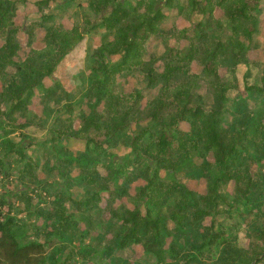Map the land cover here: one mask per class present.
I'll use <instances>...</instances> for the list:
<instances>
[{"label":"trees","instance_id":"1","mask_svg":"<svg viewBox=\"0 0 264 264\" xmlns=\"http://www.w3.org/2000/svg\"><path fill=\"white\" fill-rule=\"evenodd\" d=\"M28 1L0 0V172L16 176L28 186L27 191L45 187L39 170L69 186L90 188L83 198H77L56 187L47 210L34 207L45 219V227L71 231L77 222L69 204L79 212H91L105 199L112 215L105 229L117 247L139 244L157 263L264 264L261 208H256L261 213L258 220L248 222L256 237L247 247L240 246L236 238H224V231L214 230L220 206L227 201L224 184L234 181L239 199L252 198L259 187L248 165L258 154L249 148H256L258 141L248 134L260 135L258 128L264 126H225V118L242 85L251 96L264 94V62L248 57L256 34L264 37V0H88L83 21L71 28L55 23L53 15L41 14L24 29L28 41L23 46L16 16L18 5ZM51 1L57 0H40L36 5L41 10ZM218 10L223 14L218 15ZM172 14L184 17L190 25L163 28ZM38 27L45 29L42 47L34 45ZM97 27L104 33L94 54L91 86L84 95L91 107L81 110L77 130L72 118L74 102H61L62 96L44 80L52 78L64 58L81 45L85 32ZM153 38L161 40L160 55L148 53ZM181 40L183 46L178 43ZM114 55L120 58L113 61ZM187 58H195L203 67L204 79L186 63ZM159 61L161 68L156 66ZM241 67L246 71L240 73ZM135 70L143 72L147 88L159 87L145 104L141 90L117 89L123 77ZM202 80L212 103L198 90ZM36 95L45 110H52L53 101L59 107L63 103L64 111L54 120L52 135L46 140L52 146L44 160L26 151L34 144L23 145L9 137L22 135L24 128L42 118L30 107ZM80 134L86 135L83 150L73 152L68 146L54 145ZM119 146L126 150L122 156L112 152ZM180 174L204 178L205 196L182 182ZM138 181L144 184L131 194V185ZM126 196L137 199L134 207L114 206ZM236 207L232 204L229 210ZM208 216L213 219L211 225L205 223ZM18 223L13 216H0V264H46L49 258L57 264L44 242H21ZM213 247L216 252L211 262H204Z\"/></svg>","mask_w":264,"mask_h":264},{"label":"rangeland","instance_id":"2","mask_svg":"<svg viewBox=\"0 0 264 264\" xmlns=\"http://www.w3.org/2000/svg\"><path fill=\"white\" fill-rule=\"evenodd\" d=\"M37 1L40 0H29L24 5H18L16 24L21 28L18 37L23 46H26L28 41V34L24 32V29L34 24L41 14L53 15L55 23L71 28L83 21L85 8L88 5V0H57L56 2L51 1L49 5H43V8L39 10L38 5H36ZM218 11V15L223 14L222 11ZM166 13L168 14V11ZM47 24L51 23L48 22ZM173 25L183 28L189 26L190 23L184 17L172 14L165 20L162 27L169 29ZM34 32V45L42 47L44 45L45 29L38 27ZM103 33L102 28L99 27L87 30L81 45L72 54L64 58L52 78L47 77L44 80L47 86H53L58 91V94L62 96L63 100L61 102H74L75 110L72 118L74 120V128L77 130L80 128L81 110L91 107L87 103V99L84 98V95L91 86V67L96 47L102 43ZM254 42V47L249 51L248 57L253 62L262 63L264 62V37L261 34H256ZM178 43L180 46H183L185 41L181 40ZM162 51L163 46L160 38L151 39L148 53L150 55L152 53L160 55ZM111 58L113 61H116L120 56L114 55ZM186 63L192 67L195 73L202 75V79L205 78L203 67L195 58H187ZM156 66L161 68L163 66L162 62H157ZM245 71L246 67L239 69L240 73ZM225 72V68L221 69L222 74ZM1 89L2 84L0 83V91ZM117 89L127 92L134 89L141 90L144 96L143 104L159 92V87L147 88L144 74L140 70L127 73L123 77V80L119 82ZM240 89L241 91L236 94V96L239 94V98L230 103L232 110L226 115L225 126L234 125L235 123L238 128L247 124L252 126L254 123H261L264 126V94L251 96V93L247 92L243 85ZM198 90L205 97L207 103H212V97L208 94L203 80L200 81ZM232 95H235V93ZM62 104L59 107L58 104L52 101V110L48 111L44 109L41 98L37 95L34 96L30 107L34 113L42 118L35 120L34 124L24 128L22 135L15 133L9 137L14 141H21L23 145L24 143L25 145L34 144L28 147L26 151L44 160L47 148L52 146L46 140L52 135L51 129L54 125V120L64 112ZM20 121L23 122L25 119L20 118ZM182 127L188 129V125L185 123L182 124ZM258 129L260 130V135L257 133L255 135L252 133L248 134V137L253 136L252 138L258 141L256 148L253 146L249 148L252 153L257 149L258 154L254 155L253 159L248 160L251 173L254 179H258L259 182L257 192L250 199L246 197L239 199L236 195L237 187L235 182L230 181L224 184L222 193L227 197V201L220 206V212L214 228L215 232L224 231V238L226 239L230 237L236 238L238 244L243 247H247L250 239L256 237V234L252 233V225L248 223L255 218L258 220L257 217L261 213L256 208H261L264 212V127H259ZM85 136V134L71 136L66 140L55 142L54 145L58 147L68 146L73 152H77L85 148ZM40 142H44L45 144L39 146ZM2 152L0 149L1 154H3ZM112 152L116 156H122L126 150L119 146L112 149ZM208 158L213 160V155L210 154ZM242 160L246 161L243 157ZM77 173L78 171L73 172L74 175ZM38 177L40 178V182H45V187H36L35 191H27L28 186L20 183L16 176L9 175L6 171L0 172V216L4 218L10 215L19 221L18 235L22 243L34 240L44 242L47 244L50 255H55L57 264H166L157 263L156 259L151 254L145 252L139 244L127 245L122 248L115 246L112 241V235L105 229V224L112 222L110 204L105 199L100 203V208L91 212H79L75 206L69 204L77 222L75 224L76 222L74 221L76 226L71 231H57L53 227H45V219L37 215V212H34V207L47 210L54 199L52 193L56 187L68 190L77 198H83L90 188L79 187L77 185L69 186L62 179L56 176L49 177L41 170L38 171ZM180 179L188 187L197 191L199 195L205 196L207 193V182L204 178L189 179L184 174H180ZM143 184L144 181H138L131 185V194H135L137 186ZM26 191L28 192L26 199H22V194ZM260 196L262 197L260 198ZM27 197L31 198L30 202L27 201ZM136 202L137 199L126 196L122 199H117L114 206L118 207L121 204H125L128 207H134ZM245 203L250 207H242ZM232 204L237 206L236 209L239 208L240 210H229ZM252 208L255 209L250 213L249 209ZM229 214L232 215L231 219L228 218ZM241 220L242 222L238 225H234L235 222ZM205 223L211 225L213 223L212 217H206ZM171 225L173 224L171 223ZM213 250V253H206L204 262H211L212 255L216 252V247H213ZM53 262L49 258L46 264H53Z\"/></svg>","mask_w":264,"mask_h":264}]
</instances>
